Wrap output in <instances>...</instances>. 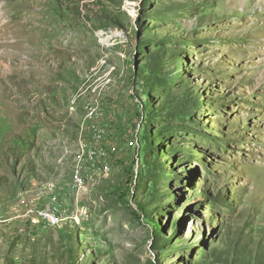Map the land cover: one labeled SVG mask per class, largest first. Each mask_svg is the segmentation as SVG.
<instances>
[{
	"label": "rangeland",
	"instance_id": "1",
	"mask_svg": "<svg viewBox=\"0 0 264 264\" xmlns=\"http://www.w3.org/2000/svg\"><path fill=\"white\" fill-rule=\"evenodd\" d=\"M50 195L66 209L53 226L34 212ZM252 256L264 264V0H0V264Z\"/></svg>",
	"mask_w": 264,
	"mask_h": 264
},
{
	"label": "bare ground",
	"instance_id": "2",
	"mask_svg": "<svg viewBox=\"0 0 264 264\" xmlns=\"http://www.w3.org/2000/svg\"><path fill=\"white\" fill-rule=\"evenodd\" d=\"M94 108H91L90 105H88L87 107V112H86V117L87 118H93L95 116L94 114ZM98 112V111H97ZM99 114V113H98ZM93 122H95L93 120ZM96 125V123H93L90 125V130H92L93 133V138L94 139H100L103 137V135H105V131L103 128H101L100 126H98V128H94V126ZM88 140V139H87ZM92 143V142H90ZM96 145V144H95ZM84 149V148H83ZM96 153V152H95ZM84 155V154H83ZM79 160V159H78ZM80 161V160H79ZM94 162V161H93ZM92 162V163H93ZM92 168V167H90ZM74 172V171H73ZM80 172V171H79ZM76 172L74 175V179H73V183L71 185V192L74 193H78V190L80 189L81 184H85L86 182V177H84L83 175H81V173ZM80 191V190H79ZM70 194V193H69ZM64 202V201H62ZM61 200L55 195L52 196L50 195L46 201L44 203H42V205H38L35 209V216L36 218L44 223V224H50V225H57L60 223V221L63 218V215L66 212V209L64 208V203H62ZM47 207H51L53 212H55V214H51L48 215V213H43V210L46 209Z\"/></svg>",
	"mask_w": 264,
	"mask_h": 264
},
{
	"label": "trees",
	"instance_id": "3",
	"mask_svg": "<svg viewBox=\"0 0 264 264\" xmlns=\"http://www.w3.org/2000/svg\"><path fill=\"white\" fill-rule=\"evenodd\" d=\"M103 11H104V14L106 15V17L108 18L109 22L120 23V22H118V20H117L118 16L113 12L112 7H110V8L106 7V8H104ZM148 40L149 39L147 38L146 42H148ZM161 51L164 52V50H161ZM156 78H158V77L156 76ZM236 242L237 243L235 244V246H236L237 250L235 251V254L238 255L237 256V258H238V257L242 256L245 253V251H244V248L240 244L242 242L239 240H237ZM220 253H222V252H220ZM228 254H231V252H227V255ZM240 258L238 260H240ZM243 260H246V258L244 257ZM250 261H252V264H260V261L256 256H252ZM261 264H263V262Z\"/></svg>",
	"mask_w": 264,
	"mask_h": 264
},
{
	"label": "crops",
	"instance_id": "4",
	"mask_svg": "<svg viewBox=\"0 0 264 264\" xmlns=\"http://www.w3.org/2000/svg\"><path fill=\"white\" fill-rule=\"evenodd\" d=\"M101 90L102 89H100L98 92H95L93 95H96V98H97V96L101 93ZM106 91H108V90H106ZM104 93H106V92H104ZM81 95V94H80ZM95 97V96H94ZM99 98V97H98ZM89 99H93V98H90V97H88L85 101H84V104H83V116H82V120H83V122L81 123V131L84 133V132H87V134H89L88 133V131L86 130V120H84V108H85V104L87 103V101L89 100ZM97 103H102V104H104V102L102 101V97H101V99L99 98V100H101V102H99L97 99H94ZM73 103H75V100H73L72 101ZM106 112H105V110H104V116H103V118H102V121H103V123H105V122H107V117H106ZM108 125V124H107ZM82 137V136H81ZM86 137V136H85Z\"/></svg>",
	"mask_w": 264,
	"mask_h": 264
},
{
	"label": "built area",
	"instance_id": "5",
	"mask_svg": "<svg viewBox=\"0 0 264 264\" xmlns=\"http://www.w3.org/2000/svg\"><path fill=\"white\" fill-rule=\"evenodd\" d=\"M98 125H99V124H96V125L94 126V128H98ZM68 180H70V179H68ZM43 213H48V215L55 214V212H53V210H52L51 207H47L46 209H44V210H43Z\"/></svg>",
	"mask_w": 264,
	"mask_h": 264
}]
</instances>
